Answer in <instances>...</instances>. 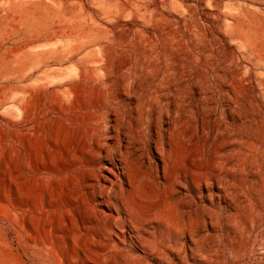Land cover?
I'll return each mask as SVG.
<instances>
[{
  "label": "rangeland",
  "instance_id": "374dc122",
  "mask_svg": "<svg viewBox=\"0 0 264 264\" xmlns=\"http://www.w3.org/2000/svg\"><path fill=\"white\" fill-rule=\"evenodd\" d=\"M0 264H264V0H0Z\"/></svg>",
  "mask_w": 264,
  "mask_h": 264
}]
</instances>
